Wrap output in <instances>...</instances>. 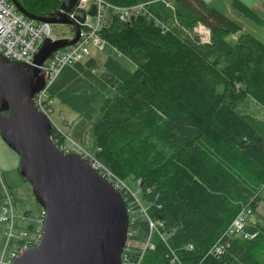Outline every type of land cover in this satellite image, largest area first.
<instances>
[{
	"label": "trees",
	"instance_id": "1",
	"mask_svg": "<svg viewBox=\"0 0 264 264\" xmlns=\"http://www.w3.org/2000/svg\"><path fill=\"white\" fill-rule=\"evenodd\" d=\"M62 1L20 0L44 17ZM106 1L132 6L149 0ZM176 1L192 14L187 26L184 13L174 8L168 16L159 14L171 22L167 32L144 16L124 22L111 12L101 31L133 67L109 57L97 73L115 95H109L95 124L94 154L138 187L141 201L149 203L148 216L162 223L156 225L158 234L137 214L128 261L264 264V219L253 223L255 208L264 203V122L237 110L248 97L264 107V42L205 0ZM198 24L210 30L211 41L192 34ZM229 35L237 36L233 47L218 49V40ZM89 57L87 68L100 69ZM53 138L59 146L65 141L57 128ZM247 208L253 213L248 230L258 234L233 238L229 229ZM43 211L36 220L24 215L27 224L20 231L27 237H17L16 246L32 239L29 233ZM149 237L152 248L146 245Z\"/></svg>",
	"mask_w": 264,
	"mask_h": 264
},
{
	"label": "water",
	"instance_id": "2",
	"mask_svg": "<svg viewBox=\"0 0 264 264\" xmlns=\"http://www.w3.org/2000/svg\"><path fill=\"white\" fill-rule=\"evenodd\" d=\"M13 2L36 21L72 25L75 35L47 38L31 65L0 54V135L18 154L20 174L45 211L39 244L12 264H122L130 216L121 194L80 154L61 149L53 138L54 123L33 101L46 82L40 66L78 41L87 14L78 10L70 16L78 0H63L47 17ZM88 14L96 15L95 5Z\"/></svg>",
	"mask_w": 264,
	"mask_h": 264
},
{
	"label": "built area",
	"instance_id": "3",
	"mask_svg": "<svg viewBox=\"0 0 264 264\" xmlns=\"http://www.w3.org/2000/svg\"><path fill=\"white\" fill-rule=\"evenodd\" d=\"M20 1V0H19ZM170 6L168 0H162ZM92 5L96 6V15L88 14ZM83 11L86 15V21L81 24L80 37L78 41L67 47L61 48L54 52L40 66L41 74L45 76L46 82L42 90L34 95L35 106L50 117L51 106V87L55 78L61 73L65 66L73 65L81 62L86 57L91 56L92 49L95 48L102 52L108 46V42L101 37V31L109 25L108 14L113 13L120 21L129 22L137 16H144L152 20L162 31L170 30V21H164L158 14L150 8V2H142L132 6H119L106 0H78L70 16L74 17L76 11ZM174 10V8H172ZM173 21L177 22L174 14ZM51 24L36 21L27 17L18 10L13 0H0V54L5 58L23 62L25 64H34L37 53L42 48L47 38H53ZM204 27L203 25H201ZM203 33V32H202ZM206 33V32H205ZM208 34V33H207ZM74 37V36H73ZM205 40V39H204ZM58 143V140H56ZM61 149L70 152L63 143L60 144ZM77 149L82 150L77 147ZM90 166L104 179H106L122 196L130 216L129 231L126 244L122 254V264H130L127 253L131 245H134L133 236L135 232L132 230L136 222L137 214L143 213L149 221L150 228L157 229L156 225H162L160 222H153L147 214V208L144 207L137 186H130L127 180L117 177L106 165H104L95 154H91L82 150L79 153ZM5 179L0 171V184L4 191L3 210L0 214V222L6 226V243L4 249L0 251V264H12L14 259L24 251L35 247L39 244L44 226L45 211L42 212L41 218L38 220L36 229L32 239L25 243L22 247L16 245V239H24L27 237L25 231L15 233V202L13 196L5 185ZM140 182H138L139 184ZM252 209L248 208L241 212L229 229V235L233 238L252 239L257 236V232L249 231V222L252 219ZM151 237L148 238L146 245L150 244ZM15 241V242H14ZM14 242V243H13ZM152 248V245H151ZM146 249V248H145ZM222 247L216 248V253L220 254ZM140 264V263H136Z\"/></svg>",
	"mask_w": 264,
	"mask_h": 264
},
{
	"label": "rangeland",
	"instance_id": "4",
	"mask_svg": "<svg viewBox=\"0 0 264 264\" xmlns=\"http://www.w3.org/2000/svg\"><path fill=\"white\" fill-rule=\"evenodd\" d=\"M149 1L153 12H160L162 15L168 16L171 14L172 8H178L184 13L187 19L185 26L191 22L190 19L192 14L188 10L183 9L176 0H168L170 6H167L166 2L162 0ZM205 1L213 7L216 5L214 3L216 0ZM244 2L245 0H232V3L227 0H219V5L225 9L227 14L232 15L241 26L249 30L253 29L249 31V33L255 35L264 42V27H261L262 22L260 20V15L264 13V0L259 1L263 3L261 9L255 7L254 3H252L251 7H248ZM245 6L247 9H244ZM201 25H196L193 32L191 31L192 34L199 35L201 40L205 39L203 42L211 41L210 30L203 25L208 34L202 33L205 29L201 28ZM50 29L55 39L72 38L75 35L74 27L69 24L52 23ZM234 42L235 37L229 35L219 39L217 47L226 52L233 47ZM115 50L109 45L106 46L105 50L102 52L93 48L91 58L97 60L100 69H88L86 66L88 59L85 58L81 62L65 66L53 81L51 90L54 92V96L50 99V106L52 109L50 119L58 131L65 135L63 145L70 152L79 154L83 150L94 154L97 151L94 127L102 118L103 108L109 95L112 98H114L112 95H115L112 94L113 91L111 92V89L100 79L97 73L104 71V63L109 57L116 59L128 69L133 67V65L130 67L128 59ZM222 89L223 87L220 86L219 90L221 91ZM237 110L264 122V107L251 97L244 100V102L237 107ZM77 147L82 150L77 149ZM19 162L20 158L18 154L7 145L0 135V171L5 179V185H7L10 190L15 202L16 234L27 224V220L24 217L26 213H29L31 218L36 220L42 211V207L35 199L31 184L20 174ZM142 202L145 208L149 207L148 201L143 199ZM3 203L4 191L0 184V214L3 210ZM255 213L256 219L254 217L253 223H262L264 219V203H259L257 208H255ZM5 226V224L0 222L1 251L4 249L6 243L7 230ZM153 231L159 234L156 228ZM29 236H33L32 231L29 233ZM12 246L16 245L12 244Z\"/></svg>",
	"mask_w": 264,
	"mask_h": 264
},
{
	"label": "crops",
	"instance_id": "5",
	"mask_svg": "<svg viewBox=\"0 0 264 264\" xmlns=\"http://www.w3.org/2000/svg\"><path fill=\"white\" fill-rule=\"evenodd\" d=\"M227 1H229L230 3H232V0H227ZM260 0H245V2L244 3H246V6H248V7H251V5H252V3H254V5H255V7H258V9H261L262 8V6H263V3H260L259 2ZM216 5H214L215 6V8H217L218 10H220L221 12H223L225 15H227V16H229V17H231L233 20H235L234 19V17L232 16V15H230V14H227L226 12H225V9H223L222 8V6H220L219 5V0H216L215 2H214ZM245 6V8L244 9H247V7ZM159 14H161L160 12H158ZM260 20H261V27H264V13L263 14H261L260 15ZM236 21V20H235ZM237 22V21H236ZM238 23V22H237ZM239 24V23H238ZM242 28H243V30L244 31H246V32H249V31H252L253 29H247L246 27H243L242 26ZM235 37V39H236V35L234 36ZM114 49V48H113ZM115 50V49H114ZM116 51V50H115ZM91 58V57H90ZM129 65L131 66V64L129 63ZM111 92H112V90H111ZM112 94H114V92L112 93Z\"/></svg>",
	"mask_w": 264,
	"mask_h": 264
},
{
	"label": "bare ground",
	"instance_id": "6",
	"mask_svg": "<svg viewBox=\"0 0 264 264\" xmlns=\"http://www.w3.org/2000/svg\"><path fill=\"white\" fill-rule=\"evenodd\" d=\"M140 3H142V2H140ZM137 4H139V3H137ZM135 5H136V4H135ZM168 31H169V30H168ZM165 32H167V31H165ZM33 101H34V99H33ZM34 104H35V102H34ZM243 211H245V210H243ZM243 211H242V212H243Z\"/></svg>",
	"mask_w": 264,
	"mask_h": 264
},
{
	"label": "clouds",
	"instance_id": "7",
	"mask_svg": "<svg viewBox=\"0 0 264 264\" xmlns=\"http://www.w3.org/2000/svg\"><path fill=\"white\" fill-rule=\"evenodd\" d=\"M150 2V1H149ZM150 5H151V3H150ZM150 8H151V6H150ZM156 14H158L159 15V13H156ZM73 38V37H72ZM56 140V139H55ZM58 144V143H57Z\"/></svg>",
	"mask_w": 264,
	"mask_h": 264
}]
</instances>
